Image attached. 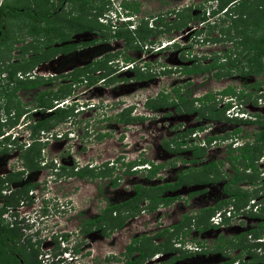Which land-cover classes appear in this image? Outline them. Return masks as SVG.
<instances>
[{
  "label": "rangeland",
  "instance_id": "374dc122",
  "mask_svg": "<svg viewBox=\"0 0 264 264\" xmlns=\"http://www.w3.org/2000/svg\"><path fill=\"white\" fill-rule=\"evenodd\" d=\"M141 1V6L138 8L139 12H137L135 16L132 15V26L135 28V25L137 24L136 21L139 19H142L143 21L147 19V26L148 23L150 24L152 22L150 17H153L154 19L156 18L155 16H159L154 19V21L164 19V27L156 28V30L160 32L153 34L152 48L156 49V46H158L161 41L164 42L165 39L168 40L173 38L174 40L181 39V47H183V49H179L177 47L176 49L172 48L168 50H160L161 52L157 53L155 52L156 50L150 49L151 47L148 44H145L144 41L137 37L135 32L137 30L136 28L133 31L134 34L130 36V43L128 44L129 47L123 49V52L115 55V57L109 58L108 60H110V62L108 65H110L113 70H116V72H114L115 78L122 76L128 78L132 76V72L127 70L128 68L124 67L128 61L125 62L123 58L129 57L131 60L137 62L139 59L143 60V58L148 55V59L152 62L150 67L153 72H156L159 65L158 63L171 67L172 71L170 72L171 74L168 78H165L164 75L156 73L153 74V78L146 81L139 80L137 82H122L119 80L111 81L110 83H103V81L98 79L96 76V71H88L87 76L85 73L81 75L82 78L87 77L85 82L71 83L73 75L80 73L76 68L81 67L93 58L99 57L103 53H115L114 51L121 48L124 39L123 37H106L105 40L101 39L99 41L97 40L96 42H92L91 40L96 38V33L88 32L85 29H83L80 33H74L69 37L67 43L74 42L75 44L71 43L69 46L70 49L68 50L69 52L66 53V55H58L53 57L51 60L46 59V61L40 60L35 62L32 69L28 72L32 75L35 73L37 75H41L42 78H47L50 75L64 74L66 71L75 69L72 70L71 76H68L65 79L58 78L55 81L39 86V88L36 87V89L41 90L43 88H47L54 92L57 91V88L60 86L67 90L70 89L69 94L64 97L65 100H68L67 102L75 101L76 103L81 102V104H86L83 107H80L81 104L77 103V109L79 110L75 112L73 109L74 117L71 115L65 117V122L58 121L51 127V129H49V131H45L44 133L36 131L37 138L40 139V141H37L36 143L39 148L41 147L38 158H42L43 160L56 159L59 164H65L66 166L70 164V160H73L72 165H77L78 167L80 165L84 166V164H86L87 167H109L111 163L113 167L111 176L103 179L98 177L91 179H79L75 176L67 177L65 179L63 175L58 178H56L55 175V180L60 188H57L56 182L53 183V180H50L48 176L50 171L46 167L38 168L34 171L27 170L23 173V175H21V177L19 176L21 179L19 177L17 180L14 178L7 184L13 186L15 182L22 180L27 174H29L28 176L32 182L38 181L37 183H34L31 188H35L36 190L35 195H37L38 200L35 202V206L39 207L31 209L28 208L32 201L31 198L27 196V193L24 194V192H22L17 195L18 200L20 198L26 200L25 206L21 208L20 211L22 213L29 212L30 219L29 222L24 224V230H21L19 226L15 227L16 231L20 234V241L23 240L24 243L26 242V252H28L29 255L31 254L30 259H34L33 257L36 255L35 259L37 263L122 264L124 258L122 259L121 254L124 244L129 240L130 236L134 237V235L137 234L140 240H142L143 237H141L140 234L143 233L144 237L149 238L148 240L150 241V244L155 246L161 239L153 236V233L157 230V228L160 225L170 226V224H173L182 218L183 214H186L187 216L190 215V217L194 218V221H189V223L193 224L194 229H191L190 226L187 225V227L190 228L187 236L190 238L195 236L194 242H202L204 243L202 245H205L206 247L210 246V248L213 246L210 244H219L222 240H225L226 242V240L228 241V239L234 237L236 233L245 231L248 228H253L258 221H264V214H262V211L257 210L253 212L251 208L249 209L245 206L251 197L254 199H260L261 192L264 196V168L260 167L261 158H259L255 163L258 168L253 174L255 185L252 184L248 186L244 185L242 182L239 183V187L242 189L248 191L255 190L254 195L245 201L244 206L235 209L233 216H231V218H229V220L222 226L218 225L212 228L207 227L205 228L207 230H196L202 226L201 222L210 225L208 220H204L205 217L199 219L201 221L200 223L197 222V216L199 213L198 210L213 206L215 202L226 197V195L221 191V185L228 177L223 175L219 181L211 184H196L197 182H190L187 185L181 186L178 190H176V192L166 191L162 193V196L174 194L177 195V197L167 205H158L154 210H148L145 208L147 207V199H143L139 203V206L142 207L143 211L141 210L130 217L128 220L132 218V222L129 223L127 220L124 225H127V228L122 229V231L120 229V232L119 230H112L106 233L107 228L105 229V232H101L96 229L97 227L83 226L82 223L84 220L98 215L100 209L106 204H116L119 201L130 198L134 192V190H132V185L138 184L141 187H148V190L145 193H147L148 196H151L155 190H151L150 187L155 184L174 180L175 175L178 172H187L192 169L197 170L198 166L206 161H219L223 159L227 153L225 144L228 139L223 141L215 139L214 141L206 144L205 155L201 161L184 162L182 160H186V158L190 157V151L187 149V146L191 144L193 140H201L205 135L218 136L227 134L236 126L233 122L224 120L207 122L205 118L198 117L194 112L183 114L180 118L182 120L178 121L179 123L177 124H181L185 127L198 126L199 124L203 127L201 130H196V136H193V133H191L179 137V140L183 144L179 146L180 150L176 154H172L171 152H167L162 144L172 146V143H169L170 138L179 130H182V126L180 128L178 127L179 129L177 128V131H175V128L172 127L173 124L171 120H162V115L159 113L160 110L152 113L153 115L149 120H145L135 126H124L114 120V112H116V110L123 105L134 106L136 113L143 114L144 112H147V110L142 107L143 100L149 95L154 96L155 93L159 91H167L168 87L166 82L169 79V83H173L174 88L178 87L179 90H182L180 89L181 86L178 85V83L186 82V78L190 76L185 74L184 77H182L183 79H180L179 77L183 73H180L179 69H181L182 66L189 65L191 63V59L194 60L201 56H209L211 51L218 52L231 48L230 40L224 39L222 36L220 37L222 40L217 41L216 44L210 43L209 41H205L202 44V41H200V39H202L201 36H203L204 33L206 34L207 30H210L209 32L217 36L218 32L216 28L212 26L211 22H196L202 17L201 14L204 16L206 15L205 10L208 11L209 8L210 11V8L212 7L211 4H214V0ZM22 2L24 6L27 4L26 0H22ZM54 2L55 0H53V3ZM200 2H202V4H200ZM56 3L59 4L58 1ZM36 6L38 9L43 8V5L39 2H37ZM81 6L82 5L78 1H72L71 3H66L62 10L66 9L71 13V15H73L74 19L78 18V22H81L85 16L81 9L83 6ZM187 8L190 12H192V10L196 11L199 14V18L196 20H188L187 23L183 25H187L183 30H174L173 26L179 25L181 22V18L176 15L177 11H184ZM46 10L49 11L48 6ZM210 12H212V10ZM104 13L107 14L108 10ZM223 14H225V12L219 14L220 18L224 17ZM58 16L61 17L60 14H58ZM101 16V19H103L101 22L103 24V22L106 21V18L103 17L102 14ZM210 19L212 20V17ZM71 21L72 20L68 18V22ZM98 22H100V20H98ZM82 24L85 25L86 21L83 20ZM159 24L160 23L155 26H160ZM196 24L203 27L208 24L209 27H206L205 31L200 33V37H197L198 35H194L193 33H185V31L187 32L191 26H195ZM7 26L9 34L22 40L11 41L12 37L10 36L11 39L7 38L5 41L6 45L10 44L11 41V46L8 45V47L11 48L9 52V61L13 62L17 60L19 54H21V50H19L18 47L25 45V43L30 40V37L28 36L31 35L26 31L32 28L28 18L22 15L15 20L13 19V21L10 20L9 24H6V27ZM167 28L169 29L167 30ZM99 31L103 32L105 35L108 34V31L104 26L103 29ZM48 33H50V31ZM109 35L111 36V33H109ZM39 36L42 35L40 34ZM136 38L139 42H137ZM82 40H90V42L85 45L81 44V46H83L82 48L77 44ZM132 40L136 42L134 43ZM135 45L137 48L133 47ZM28 49L30 48L27 47L26 50ZM1 53L3 52L1 51ZM49 53L51 55V52ZM31 54H33V52L28 50L23 55L26 58ZM105 64H107V62ZM4 65L6 64L0 65V85H3L6 81V71H4ZM30 65H28L25 69L17 71L15 76L19 77L20 75H25V72L23 74V71H28ZM206 74L209 73L206 72L201 77L193 78V81L188 80L185 87H182L184 92L189 90L192 94L190 96L192 97L193 95L202 94L204 91L214 92L226 84L235 89L241 87L242 82H251L253 79V75L251 74L246 76L245 79L244 76L235 73L228 78L224 77L222 79L215 80ZM258 76L263 77L264 72L258 74ZM256 79L258 78L256 77ZM263 86L264 83L262 87L260 86L259 88L263 89ZM245 89L247 90V88ZM35 93V89H17L14 95L19 100L20 104L27 109V107H34L33 103ZM249 93H252L253 95H250L249 98L245 96L246 100L243 102L240 101L237 105L239 111L244 114L242 118L245 116L246 118H249L253 113H257V117L264 120V96L260 95V99L257 98L254 100L253 96L256 92L253 93L249 90ZM224 99V96L219 98L217 107L222 105L225 101ZM51 103L53 104V101ZM169 109L170 108L167 110ZM228 110L233 116L234 111H232V107L228 108ZM2 112L3 110L0 109V118L2 120L7 118V116H10V118L13 116L12 111L5 116H2ZM48 114V111L41 112V110H35L30 112L28 116L30 117V120H35L48 116ZM223 114L224 116H227L225 110ZM20 119L21 118L18 119L17 126L10 129L4 128L3 132L6 130L7 131L5 133H8L9 131L13 132L16 127L21 126L23 121H20ZM241 127L243 131H241L239 135H242V137L245 135L252 137V133H254L255 129H257L256 123H249L246 125L241 124ZM101 132L107 133L101 139H97V135L101 134ZM59 134H61V136H59ZM26 140L29 141L27 138V132L22 137H16V139L11 141L9 144L7 140L0 142V150L3 148L0 151L1 175L5 173L10 174L23 166V161L18 157V155L24 149L22 147ZM262 153H264V148L260 151L259 155ZM143 158L150 160L153 163H163L165 165L157 171V174L154 177L150 178L145 176V171L143 169H139L142 166L131 167L130 170L136 168L133 173L123 172V169L125 168L123 165L126 162ZM74 159L77 161L75 162ZM220 170L223 174L225 172L231 173L228 168V163H224L220 166ZM191 173L194 172L192 171ZM114 176L117 177L115 181L116 184L111 185L110 180ZM185 179H188V177H185ZM47 186L50 187L51 190H54L55 188L61 191L60 196L65 198L63 207H57L54 203L50 208L45 206L43 202L44 196L46 195L49 197L51 195L50 193L46 194L47 192H44ZM0 187H2V184H0ZM194 190L202 191L193 195H188L189 192ZM60 200L62 202L63 199L60 198ZM191 201H193L192 205L190 203ZM49 204L50 203H48V205ZM129 204H131V202L128 203V205ZM228 206H231V204H223L220 207H217L214 211L225 209ZM201 214L205 216L204 213L201 212L199 215ZM84 228H87L86 233H81ZM180 231L181 229L177 227L173 228L170 232V241L167 247H170L173 250L168 249V251L167 249L163 250L160 248L158 252L152 254L150 257H147V259H145V261L141 264H158L159 262H162L161 264H213L223 260L224 256L214 254L217 252V248L219 249V247H217L218 245L215 246V251H208V249L204 248H200L199 251L195 252L188 250V245L183 246L182 242L184 239L180 240ZM117 232L119 233L116 235ZM260 234L261 235H259V237L264 240V233L262 232ZM257 239L258 238H254L252 233H248L244 236L245 243H253L256 242ZM187 240L193 241V239L190 240L188 238ZM192 246H194L193 243ZM221 247L227 248V246ZM226 252H228L227 255L232 256L235 253V250L229 249ZM250 252L255 255H259L264 251L261 247L255 246L250 249ZM160 253L163 255L156 257ZM134 254L136 253H133V255ZM169 254H180L182 256L175 262L168 263L166 262V258ZM2 264H6V262L3 261Z\"/></svg>",
  "mask_w": 264,
  "mask_h": 264
},
{
  "label": "trees",
  "instance_id": "16d2710c",
  "mask_svg": "<svg viewBox=\"0 0 264 264\" xmlns=\"http://www.w3.org/2000/svg\"><path fill=\"white\" fill-rule=\"evenodd\" d=\"M27 4H23L22 0H0V65H4L6 71V81L3 85H0V109L3 110L2 115H8L10 111H12L13 116L10 118V116H7L3 121H0V135L3 132L4 128H9L15 122L18 120V117L21 115L26 114L29 110L32 109H38L41 110V112L48 111V116H44L42 118L35 119V123L30 125L31 131L30 136L34 138L36 136V131L39 130H45L46 132L51 129V127L57 123L58 121H64L65 117L67 116H73L74 113L72 112L73 108L69 107H54V104H52V101H58L63 99L65 96H67L70 92V89H64L62 87H58L57 91L52 92V90L48 89L45 91H38V93L34 97V107L25 109L23 105L20 104L19 100L14 95L15 91L17 89H25L28 90L30 87L36 86L37 84H40L42 82L41 79H35V80H29V79H19V77L15 76V73L21 69H25L28 65L30 67L28 68V71L33 67V64L35 62H38L40 60L46 59L48 55H37L36 51L38 48H36V44L33 42H27L25 45L18 47L21 54H19L17 60L10 62V47L11 41H21L20 38H15L11 34L8 33V26L6 27V24H9V21L13 19L15 20L19 16H25L28 18V20L31 23V28L27 32L29 34H35V39L37 40V37L42 33L47 34L49 31H55V37L58 39L61 38L60 35L64 36L63 38L67 37L71 32H74L78 29H82L84 24H82V21H86L88 25L95 24L99 27H103L102 24H100L97 21V16L101 14V8L102 5L99 3V6L97 5V1L99 0H72V1H78L83 8L82 12L85 15L84 19L81 22H78V18H73V15H71V24L69 23L68 26L60 25L63 19H61L57 13H54L57 3H53V0H26ZM29 1V2H28ZM37 2L43 5L42 9H38L36 6ZM85 3L87 6L85 7ZM31 4V5H30ZM95 4V5H94ZM47 6L52 11V20L50 21L52 25L46 24V26L39 27L41 25H37L38 21H42V19H46V16L48 14V11L46 10ZM81 6V7H82ZM78 7V6H77ZM90 8H95L96 10L91 13L89 10ZM37 9V10H36ZM78 9V8H77ZM224 9L225 14L224 17L219 18L218 22H215L213 27L217 30V36L212 38V41H220L222 40L220 37L224 39H228L231 42V48L224 49L222 51L213 52L210 55V60L205 65H199V63H192L189 66L183 67V72L188 74H195V73H202L207 72L213 77L215 80L222 79L224 77H230L231 75L237 73L242 76L247 75H258L263 70V64H264V0H217V8L215 10H212V14L219 12L220 10ZM39 11V12H38ZM45 11L46 14H42V12ZM223 13V12H222ZM55 14V16H54ZM91 14V15H90ZM177 17L179 16L181 18V22L179 25L173 26V28L177 29L181 25L185 24L188 20L192 18H197L198 15H191L190 10L187 8L184 11H177L176 13ZM229 16V17H228ZM203 18V17H202ZM53 21V22H52ZM145 21H143L142 26H138L136 32L137 37L142 40L146 41L147 37L150 34H156L157 30H149L147 26L145 25ZM65 27L67 29V32L65 33L63 29ZM109 34V26H104ZM169 28H167L168 30ZM166 30V31H167ZM40 31V32H38ZM203 30H198V32H201ZM210 30H207L206 34L204 33L205 39H211L209 37ZM160 32V31H159ZM131 31L128 29H120L115 31L113 35L116 37H124L128 39L131 36ZM200 35V34H199ZM12 37V39L10 38ZM11 39L10 44H5L6 39ZM52 42V41H50ZM50 42H45V44H49V47L47 48V53L51 51V54L54 52L63 49L62 47H53L50 45ZM9 43V42H8ZM32 51L33 54L29 57H24L23 54L27 52L28 50ZM136 47V45H135ZM1 51L3 53H1ZM115 57V54H105L101 58L94 59L92 62L88 64L89 71H96V70H102L104 69L108 62L109 58ZM124 61H130L131 59L129 57H125ZM128 59V60H127ZM9 67H8V66ZM88 66H85L83 68L79 69L78 74H74L73 78L71 80V83L75 82H81L83 81V78L81 77L82 74L85 73ZM1 67V66H0ZM8 68V69H7ZM110 72V69H108ZM26 71H23V73ZM107 74L108 72L105 71ZM136 77H141V73L136 70ZM258 82H255L251 85H253L255 88L258 86ZM70 85V84H69ZM236 95L235 90L232 86L226 85L221 90L216 91V93L207 92L203 94L202 98L199 100L201 101L203 98L208 102L206 103V107L203 105L199 108L197 114L198 116H207L209 119L213 120H221L225 119L222 115L223 109L226 107V104H224L221 109L214 110L215 107H217V101L215 100V95ZM239 94H242V91H239ZM237 94L236 96L240 97V95ZM247 97L250 96L248 93L246 95ZM192 100L189 101L191 103ZM179 104H184L183 100L181 99ZM192 104V103H191ZM188 105L184 110L190 111L192 110V106ZM166 105V99L163 97V95L160 94L159 97L153 100H147L145 102V106L147 108H157ZM131 107H126L122 111L115 113L114 119L119 123H129L134 122L137 120H141L140 117H133L130 115ZM51 121V122H50ZM249 122V121H248ZM199 130L202 129L200 126L198 128ZM194 128H187L184 131L177 133L175 137H171L169 143H172V146H168L165 144H162V146L165 148L166 151L169 152H178L180 150L179 145H181L180 140H177V138L184 136L185 134H190L194 131ZM238 128L235 129L232 134H235L238 132ZM107 132H103L101 134L97 135V139H101L103 136L106 135ZM215 136L212 135H206L204 137V141L206 143L210 142L212 139H214ZM225 136H220V138H224ZM174 139V140H172ZM1 142V140H0ZM242 147L236 146L235 148H230V145H227V154L225 157V160L229 163V167L231 172L230 178L227 181L228 189H225V192L228 193L229 197L227 200H222L220 202L215 203L213 206L206 207L203 209H199V213L197 216V222H201L199 219H202V217H205L204 220H208L209 216L212 214V212L217 208L220 207L223 204H231V207L233 209L240 208L244 206L245 201L248 200L249 197L254 195V191H248L245 189H242L238 186L240 182L242 183H250L254 184V177L253 174L257 170V167L255 165V161L258 158V155L261 151V149L264 148V131H262V134H258L256 137L254 144H246L241 145ZM239 147V148H238ZM41 148V147H40ZM40 148L38 144L33 141L31 145L28 148H25L22 150V152L18 155L19 158L22 159V163L24 164L23 169H27L29 171H34L39 168L38 166V156ZM238 148V149H237ZM189 150L191 151V158H188L186 161H192L197 162L200 160V158L205 154V150L201 148V146L198 145H190ZM237 151V152H236ZM236 152V153H235ZM221 161H215L210 160L207 161L201 165L198 166L197 170L192 169L187 172H185L182 177V175L177 177V179L172 183H163L160 185H154L150 187L151 190H155V192L148 196L147 193H145L148 190V187H141L140 185L136 184L133 186L134 194L132 197L128 198V200L117 203V204H107L102 209H100L99 214L95 217L89 218L87 224L89 227L91 225H96L95 227H100L102 232H105V229L107 228L108 231H112L113 229L120 228L122 224L124 223L125 219L128 217H132L136 213H138L142 207L139 206L140 201L143 199H147V208L148 210H151L155 207V205L159 202L162 203H168L170 202L174 197H165L160 196L161 193L165 189H174L180 184L183 183H190V182H197V183H206V182H216L220 180L223 176L221 172L218 169V163ZM148 165V167H143L142 169L145 171V176L150 178L155 176L157 171L164 167L165 164L163 163H153L150 160H147L145 158L139 159V160H131L126 162L123 166L125 167L123 169V172L125 173H133L134 170H130L132 166L135 165ZM223 164V162L220 163V166ZM47 166H53V164H48ZM242 167L245 169L248 167L251 172L246 173L243 169H239L238 167ZM68 168V170H66ZM76 168V169H74ZM113 167H87L86 164L84 166L75 167V165L66 166L65 164L59 165V171L61 173H64L67 171V174L69 175H76L79 178H109L112 174ZM194 173H191V172ZM19 173H10L6 174L5 179L8 181H12L14 178L20 176ZM198 174V176H197ZM185 177H188V179H185ZM117 177L115 176L110 180L111 185L116 184ZM0 179V184H1ZM33 186L32 182H28L23 184L20 188L14 189L10 194L2 195L0 192V213L5 209L8 205H13L17 202L18 198L17 195L21 194ZM227 186V185H226ZM1 190V189H0ZM128 205V203H130ZM262 211H264V207L261 208ZM204 213V215H199L200 213ZM252 215V214H250ZM186 217V216H184ZM190 218V217H189ZM224 221H227V218L224 219ZM202 226H200L199 229L203 230L207 227H210L209 224H206L204 222H201ZM177 226V225H176ZM175 225L172 227H176ZM213 226V225H211ZM259 227V228H258ZM261 227H264V221L260 222L256 227L249 228L245 231H242L238 234H236L231 240H228L225 242V244L228 245L227 248L234 249L236 248H242L246 252H248L250 247H255L260 244V247L264 249V244L253 242V243H245L244 236L248 233H252L254 238H260L259 232H261ZM264 232V230H263ZM170 234L166 228L157 230L153 236L160 238L164 237L163 240L159 241L155 246L150 244L149 238L143 237L142 240L136 238L133 240L134 246H127L126 252L123 253L124 255V261L122 264H141L147 257H150L152 254L158 252V250H168L172 248L167 247L169 245L170 241ZM20 243V234L16 231L15 227H8L6 224L0 223V264L3 263V261L6 262V264H36V255H34V259H30V256L28 258H25L23 256L24 246L18 247ZM26 243V242H25ZM132 251H136L137 255L132 260H128L129 255ZM169 251V250H168ZM171 254V253H170ZM182 255H172L167 260L168 263L172 262L174 259L180 258ZM234 258V257H233ZM229 260L231 261L233 260ZM27 259V260H26ZM21 261V262H20ZM160 264V263H159ZM226 264V263H221Z\"/></svg>",
  "mask_w": 264,
  "mask_h": 264
},
{
  "label": "flooded vegetation",
  "instance_id": "af4514ba",
  "mask_svg": "<svg viewBox=\"0 0 264 264\" xmlns=\"http://www.w3.org/2000/svg\"><path fill=\"white\" fill-rule=\"evenodd\" d=\"M58 1V3L59 4H63V5H59V4H57V7H56V9H55V11H54V13H57V14H60L61 15V19H63L62 20V22L60 23V25H65V26H68V24L70 23L71 24V22H68V18L69 19H71L70 17H71V13L69 12V11H67L66 9L65 10H62L63 9V6H65V4L66 3H71L72 2V0H55V3ZM97 3V5L99 6V3L102 5V8H101V13H104V11H106V10H108V5L110 6V2H109V0H99V2L97 1L96 2ZM120 3H121V7H122V10H123V12H124V14L125 15H127V18H129V17H131L130 16V13H132L134 16L136 15V13L137 12H139L138 11V8H140V4L142 3V1L141 0H120ZM216 3H217V0H216ZM200 4H202V2H200ZM87 6V4L85 3V7ZM96 9L95 8H90V12L91 13H93L94 11H95ZM52 11L49 9V11H48V14H47V16H46V19H42V21H38L37 22V25H41V26H39V27H43V26H46V24H50V25H52L51 24V20L53 19L51 16H52ZM42 14H46V12H43ZM190 14L191 15H193V16H195V15H198V17L197 18H192V19H198L199 18V14L196 12V11H193L192 10V12H190ZM91 15V14H90ZM54 16H55V14H54ZM203 18H202V17ZM201 18L198 20V21H196L197 23L199 22V23H202V22H206V21H208V22H211V24H212V26L215 24V22H218L219 21V18H220V15L219 16H217L215 19H213V20H209L208 18H211V17H206V16H204V15H202L201 14ZM156 18L157 17H159V16H155ZM156 18H154V19H156ZM154 19H153V17H150V20H152V22L154 21ZM147 20V19H146ZM145 20V25L147 24V21ZM163 20L164 19H160V20H155L153 23L151 22L150 24L148 23V25H147V28L149 29V30H156V28H163L164 26V24H163ZM191 20V19H190ZM53 22V21H52ZM117 23V24H116ZM115 24H114V26H113V28H111V29H109L110 31H109V33H111V36L109 35V34H104L103 32H100L99 30H101V29H103V27H99V26H97V25H95V24H92L91 25V27H90V25H88V23L86 22V24L85 25H83L84 27L82 28V29H78V30H76V31H74V32H71L67 37H65V38H63L64 36L62 35H60V37L61 38H57V37H55V31L53 30V31H51L50 33H47V34H42L41 33V35L42 36H38L37 37V40L35 39V34L37 33V32H35L34 34H30L31 36H28V37H30V40L28 41V42H33L34 44H36V48H38V50L36 51V54L37 55H48L47 57H46V59H48V60H51L53 57H56V56H58V55H66V53H68L69 51V49H70V45H71V43H67V41H68V39H69V37L70 36H72V34H74V33H80V32H82V30L83 29H85L86 31H88V32H95L96 33V38H93L91 41L92 42H96L97 40L99 41V40H105V38L106 37H112V38H120V37H116L115 35H113L114 33H115V31H117V30H120V29H128V30H130L132 33H131V35H133L134 33H133V31H134V29H136V28H138V26H142V23H143V20L142 19H139L138 21H136V25H135V28H133L132 30L131 29H129V28H131V26H132V24L129 22V21H126V22H122V21H118V22H116ZM158 23H160L159 25L160 26H155L156 24H158ZM187 23V22H186ZM103 25V24H102ZM154 25V26H153ZM184 25V24H183ZM183 25H181L179 28H177V29H175V28H173L174 30H176V31H180L181 29L183 30L187 25H185V26H183ZM104 26V25H103ZM137 26V27H136ZM154 27V28H153ZM206 27H209L208 26V24H206V25H204V27L203 26H201V25H193V26H191V28H189V30L186 32L185 31V33H188L189 32V34H191V33H193L194 35H198L199 36V34L200 33H202L203 31H201V32H198V30L200 31V30H205L206 29ZM62 30H64V32L66 33L67 32V29L65 28V27H63V29ZM22 31V30H21ZM158 31V30H157ZM23 32H25V31H23ZM27 32V31H26ZM38 32H40V31H38ZM99 32V33H98ZM157 33H159V31L157 32ZM29 34V33H28ZM109 35V36H108ZM209 37H211V39L209 38V39H205L204 38V36H202V39H200V41H202L201 43L203 44L205 41H209L210 43H213V44H216V42L215 41H212V38L213 37H215V35L214 34H212L211 32H210V35H209ZM124 39H123V42H122V45H121V48H119V49H117L116 51H114L115 53H113V54H115V55H117V54H119V53H121V52H123V49H126V48H128L129 46H128V44L130 43V38L131 37H129L128 39H126L125 38V36L123 37ZM152 38H153V34H150L148 37H147V40L146 41H144V43L145 44H148L151 48L150 49H154V48H152V43H153V41H152ZM136 40H137V42H139V40L136 38ZM172 40V41H171ZM22 41V40H21ZM50 41H52V42H50ZM165 41H169V43L170 44H168V45H166V46H164V47H162V48H160V49H158V50H156L155 52H161L162 50H168V49H172V48H179V49H183V47H181V39H179V40H174L173 38H171V39H165ZM45 42H50V45L51 46H53V47H57V48H59V47H62L63 49H61V50H58V51H56V52H54L53 54H51L50 55V53L48 52L47 53V48L49 47V44H45ZM57 42H60V43H57ZM89 42H90V40H82V41H80V42H78L77 44L78 45H80L81 46V44L82 45H85V44H89ZM132 42H136V41H134V40H132ZM162 42V41H161ZM160 42V43H161ZM27 43V42H26ZM25 43V44H26ZM74 43V42H73ZM72 43V44H73ZM75 44V43H74ZM82 48H83V46H81ZM133 47H135V46H133ZM137 48V47H136ZM161 50V51H160ZM117 51H119V52H117ZM186 51V50H185ZM51 52V51H50ZM213 52H215V51H211L210 52V54H209V56H201V57H198V58H196V59H191V63L190 64H192V63H199V65L201 66V65H205V64H207V62H209V60H210V55L213 53ZM105 54H109V53H103V54H101L99 57H97V58H93V59H91L90 61H87L85 64H83L81 67H79V68H76L77 70H79L80 68H83V67H85V66H88V64L90 63V62H92L94 59H98V58H101L103 55H105ZM32 55V54H31ZM144 57V56H143ZM46 59H43L44 61H46ZM124 59V58H123ZM131 59V58H130ZM125 60V59H124ZM128 60V59H127ZM132 62H133V65L131 66V68H128L127 70H129V71H131L132 72V76L131 77H128V78H126V77H118V78H115V76H114V72H116V70H113L112 68H111V66L110 65H108V63L110 62V60H108V62H107V66H105L104 67V69H102V70H96V72H97V77H98V79H100V80H102L103 81V83H110L111 81H129V82H137V81H139V80H143V81H146V80H148V79H151V78H153V74H160V75H164V77L165 78H168L169 77V75L171 74L170 72L172 71L171 70V67H168V66H166V65H164V64H161V63H158L159 65H158V67H157V70H156V72H153L152 71V68L150 67L151 66V64H152V62H151V60H149L148 59V55L147 56H145V58H143V60L141 59H139L137 62H135V61H133V60H131ZM126 62V61H125ZM189 64V65H190ZM189 65H187V66H189ZM183 67L184 66H182L181 67V69H179V72L180 73H183L179 78L180 79H183L182 77H184V75L186 74V75H188V76H190V77H188V78H186V82H188V80L189 81H193V78H196V77H201V76H203L206 72H202V73H195V74H188V73H185V72H183ZM32 69V68H31ZM30 69V70H31ZM108 69H110V72L108 71ZM29 70V71H30ZM72 70H75V69H71L70 71H66L64 74H55V75H50V76H48L47 78H42V76L41 75H37V74H35V73H33V75L32 74H30V73H28L29 71H26L25 72V75H23V76H19V79H21V80H23V79H29V80H35V79H41L42 80V82L40 83V84H37L36 86H33V87H30L28 90H31V89H35V91H36V93H35V95L38 93V91H45V90H48L47 88H43V89H36V87H38L39 88V86H41V85H43V84H46V83H49V82H52V81H55V80H57L58 78H67L68 76H71V72H72ZM136 70H138L140 73H141V77H139V78H137L136 77ZM88 71H89V66H88V68L86 69V71H85V74H86V76H87V74H88ZM105 71L106 72H108L107 74L105 73ZM149 71H152V72H149ZM69 72V73H68ZM24 74V73H23ZM193 75H197V76H193ZM207 76H211L210 74H206ZM248 76V75H247ZM245 77V79H246V76H244ZM243 77V78H244ZM256 77L258 78V79H256ZM264 77V76H263ZM262 76H258V75H253V79H252V81L251 82H242V84H241V87L243 88V90H242V94H241V96L244 98L248 93H249V90L251 91V92H256V94H254V96H253V98L256 100L257 98H259V94H257L258 92H262L263 90H264V86H263V89L262 88H259L260 86L262 87V85H263V83H264V78H263ZM213 78V77H212ZM228 78V77H227ZM86 79H87V77L86 78H83V81L85 82L86 81ZM70 80V79H69ZM170 80V79H169ZM169 80H167V82H166V85H167V87H168V89H167V91H165V92H163V91H159V92H157V93H155V95L154 96H147V97H145V99L143 100V102H142V107H143V109H145V110H147V112H144L143 114L142 113H136L135 112V108H134V106H130L131 107V110H130V115L131 116H133V117H140V118H142L141 120H137V121H134V122H129V123H121L122 125H124V126H135L136 124H140V123H142V122H144L145 120H149L151 117H152V113H154V112H157L158 110H160V111H162V112H160L159 111V113H161V115H162V120H171L172 121V124H173V128H175V131H177L176 129L179 127H181L182 125L181 124H177V123H179L178 121H180V120H182V119H180L181 117H182V115L183 114H186V113H195L197 116H198V114H197V112H198V110H200L199 108L203 105L204 107H206V103L208 104V102H206V100L203 98L201 101L199 100L200 98H202V96H203V94H205V93H207V91L205 92H203L202 94H197V95H193L192 97L190 96V95H192L191 94V92L189 91V90H186L185 92H184V89L182 88V87H185V84H186V82H179L178 83V85H180L181 86V88L180 89H182V90H179V88L178 87H175L174 88V84L172 83V84H170L169 83ZM181 81V80H180ZM82 82V81H81ZM255 82H258L259 84H258V86H257V88H255L253 85H251V84H253V83H255ZM169 85V86H168ZM240 88V87H239ZM245 88H247V90H248V92H247V90L245 89ZM212 93V92H211ZM246 93V94H245ZM160 94L161 95H163V97H165V99H166V105H164V106H161V107H157V108H147L146 106H145V102L147 101V100H153V99H156L157 97H159L160 96ZM251 96L253 95L252 93H249ZM35 97V96H34ZM189 97V98H188ZM250 97V96H249ZM249 97H247V98H249ZM181 99L183 100V102H184V104H179L180 103V101H181ZM190 100H192V104L191 103H189V101ZM206 102V103H204L203 104V102ZM191 104V106H192V110H188V111H186V110H184L186 107H188V105H190ZM184 105H185V107H184ZM126 105H123V106H120L117 110H116V112H114V114H113V118H114V115H115V113H117V112H120V111H122L124 108L123 107H125ZM168 108H170L169 110H167ZM163 109H165V110H163ZM217 109H221V107L220 106H218V107H215L214 108V110H217ZM150 113V114H149ZM196 116V117H197ZM258 116V114L257 113H253L252 114V120H232V119H224V121H229V122H233L236 126H235V128L231 131V132H229V133H227V134H223V135H218V136H215L214 137V139H212L211 141H214L215 139H219L220 141H222V140H227L228 139V141H226V144H225V147H226V149H227V145L229 144L230 145V148H235L236 146H239L240 145V147H242L241 145H246V144H248V145H250V144H254L255 143V140H256V137L258 136V134H262V131H264V120H261L260 118H258L257 117ZM198 117H201V118H205L206 119V121L207 122H210V121H217V120H213V119H209L207 116H198ZM115 120V119H114ZM219 121H223V119H221V120H219ZM249 121V122H248ZM118 123V122H117ZM249 123H256V125H257V129H255V131H254V133H252L253 134V136L251 137V136H248V135H245V136H243L242 137V135H239V133L241 132V131H243V129H242V127H241V124L242 125H246V124H249ZM203 127L202 125H199L198 124V126L196 125V126H187V127H185V126H182V130H179L177 133H180V132H182V131H184L185 129H187V128H194L195 130L192 132V133H194V132H196V130L199 128V127ZM258 126H259V128H258ZM178 128V129H179ZM239 129L238 130V132L237 133H235V134H232V132H234L235 131V129ZM199 130V129H198ZM101 133H103V132H101ZM177 133H175L173 136H171L172 138L173 137H175L176 136V134ZM191 134V133H190ZM206 136V135H205ZM204 136V137H205ZM213 136V135H212ZM220 136H225L224 138H220ZM204 137H203V139H204ZM180 138H177V140H179ZM171 140V139H170ZM172 140H174V139H172ZM210 141V142H211ZM199 139H197V143H195L194 142V140H193V142L191 143V144H189L188 146H187V149H189V146L190 145H198V146H201V148H203L204 150H206V144H208V143H210V142H208V143H206L205 141H200L199 143ZM180 143H181V141H180ZM181 144H183V143H181ZM180 146V145H179ZM184 146H186V145H184ZM239 148V147H238ZM237 148V149H238ZM190 151V150H189ZM261 151H262V149H261ZM167 152H169V151H167ZM237 152V151H236ZM235 152V153H236ZM172 154H176V153H174V152H171ZM227 154V153H226ZM205 155V154H204ZM203 155V156H204ZM203 156L200 158V160H198V161H201L202 159H203ZM226 157V156H225ZM225 157L223 158V159H221V160H219V161H221V162H223V164L224 163H228L226 160L224 161V159H225ZM189 158H191V151H190V157ZM259 158H261L260 159V167L261 168H264V153H262V154H260L259 156H258V158L257 159H259ZM188 158H186V160H187ZM257 159H256V161H257ZM184 162H192V161H186V160H184V159H182ZM74 161L76 162L77 160L76 159H74ZM210 161V160H209ZM255 161V162H256ZM207 162V161H206ZM218 162V161H217ZM221 162H219L218 163V169H219V171L221 172V170H220V163ZM72 163H73V160H70V164L68 165V166H70V165H72ZM205 163V162H204ZM203 164V163H202ZM222 164V165H223ZM221 165V166H222ZM256 165V164H255ZM23 166H24V164H23ZM80 166H82V165H80ZM259 167V168H260ZM228 168H229V171L230 172H232L231 170H230V167H229V163H228ZM239 169H243L242 167H238ZM258 168V167H257ZM66 170H68V168L66 169ZM244 170V172H246V173H249V172H251L250 171V169L248 168V167H246L245 169H243ZM185 172H182V171H180V172H178L176 175H175V178H174V180H172V181H170V182H166V183H172V182H174L176 179H177V177L179 176H181L182 175V177H184V174ZM157 174V173H156ZM155 174V175H156ZM221 174L223 175V176H227L228 178L222 183V185H221V191H222V193H224L225 195H226V197L225 198H222V200H227L228 199V197H229V195H228V193H226L225 192V189L227 190L228 189V184H227V181L229 180V178H230V175H231V173H222L221 172ZM61 175H63V177L66 179L67 177H71L72 175H69V174H67V171L66 172H64V173H61ZM73 176H75L76 178H79V177H77L76 175H73ZM115 177V176H114ZM113 177V178H114ZM154 177V176H153ZM80 179V178H79ZM100 179H103V178H100ZM219 181V180H218ZM54 182H56V180L54 181ZM217 182V181H216ZM163 183H165V182H163ZM163 183H160V184H163ZM211 183H214V182H206V183H196V184H211ZM160 184H155V185H160ZM187 184H189V183H183V184H180L179 186H177L176 188H174V189H165L162 193H164V192H166V191H171V192H176V190H178L181 186H183V185H187ZM244 185H252V184H250V183H247V182H245V183H243ZM56 185H57V188H60V186L58 185V183L56 182ZM136 185V184H135ZM227 185V186H226ZM255 185V184H254ZM133 186L134 185H132V190H133ZM154 186V185H153ZM238 186H239V184H238ZM57 189H55L54 188V190H52V191H50L49 193L51 194V196H53V195H56V196H60L61 194V191L60 190H57ZM202 190H194V191H192V192H189L188 193V195H193V194H195V193H198V192H201ZM162 193H161V195L160 196H162ZM133 194H134V192H133ZM133 194L130 196V197H132L133 196ZM165 197H174L173 199H175L176 197H177V195H174V194H170V195H164ZM263 198H264V196L262 195V192L260 193V199L261 200H263ZM173 199L171 200V201H173ZM259 199V198H258ZM126 200H128V198L127 199H125V200H123V201H119V202H117V203H121V202H124V201H126ZM222 200H220V201H222ZM1 201V200H0ZM170 201V202H171ZM220 201H217V202H220ZM217 202H215V203H217ZM116 203V204H117ZM169 203V202H168ZM168 203H162V202H159V203H157L156 205H155V207L153 208V209H151V210H154L158 205H167ZM191 203V205L193 204V201H191L190 202ZM113 204H115V203H113ZM107 205V204H106ZM105 205V206H106ZM72 206V205H71ZM104 207V206H103ZM210 207V206H209ZM262 207H264V204H262L260 207H259V210L260 211H262L261 210V208ZM102 209V208H101ZM142 210V209H141ZM140 210V211H141ZM143 211V210H142ZM263 213L262 214H264V211H262ZM184 216H186V217H184ZM95 217V216H94ZM190 215H186V214H183L182 215V218H180L177 222H174L173 224H170V226H159L158 228H157V230H159V229H163V228H166L167 229V231L170 233L171 231H172V229L173 228H177V227H179V229H181V231H180V233H179V237H180V240H182V239H184V241L182 242V243H184V244H186V245H188V247H191L192 248V250L191 251H193V252H195V251H199V249L200 248H204V249H208V251H215V246H217V247H219V249L217 248V252L216 253H214V254H217V255H220V256H224V258H223V260L222 261H220V262H217V263H213V264H221V263H226V264H264V252L263 253H261V254H259V255H255V254H253L252 252H250V249H252V247H250L249 248V250H248V252H246L244 249H242V248H236V247H234V249L233 250H235V253L232 255V256H229V255H227V253L228 252H226L227 250H229L230 248H226V247H224V246H227L228 247V245L227 244H225V240L223 241L222 240V242L221 243H219V244H210L212 247L210 248V246H208V247H206L205 245H202V244H204V243H202V242H199V241H195L194 242V237L195 236H192V238H190V237H188L187 236V233H188V230L190 231V228L191 229H194V226H193V224L192 223H189V221L191 220V222L192 221H194V218L193 217H190ZM130 217H128L127 219H125V221H124V223L122 224V226L120 227V228H116V229H113V230H119V232H120V229H121V231H122V229H125V228H127L126 226H124L125 225V223H126V221L129 219ZM88 220H89V218L88 219H86V220H84L83 221V226H86V227H89V225L87 224V222H88ZM129 221V223L130 222H132V218L130 219V220H128ZM262 222V221H261ZM260 223V221H258L257 222V224L254 226V227H256L258 224ZM176 226V227H172V226ZM187 225L188 226H190V228H188L187 227ZM91 226H96V225H91ZM210 226V228H212V227H216L215 225H213V226H211V225H209ZM253 227V228H254ZM209 228V229H210ZM259 228V227H258ZM96 229H98L99 231H101L102 232V230H101V228L100 227H97ZM249 229V228H248ZM156 230V231H157ZM197 231H199L200 229L198 228V229H196ZM205 230H207V229H205ZM247 230V229H246ZM261 232H259V233H262L263 232V230H264V227H261ZM86 231H87V228H84V230H83V232H81V233H86ZM115 231V232H116ZM155 231V232H156ZM114 232V233H115ZM119 232H117L116 233V235L119 233ZM154 232V233H155ZM153 233V234H154ZM238 233H240V232H238ZM238 233H236V234H238ZM264 233V232H263ZM235 234V235H236ZM141 235V237H144V235H143V233L142 234H140ZM234 235V236H235ZM259 235H261V234H259ZM138 237V235L137 234H135L134 235V237H132V236H130V238H129V240L127 241V242H125V244H124V248H123V251H122V254H121V256H122V259L124 258V255H123V253L124 252H126V248H127V246H134V242H133V240H135L136 238ZM263 237H264V235H263ZM146 238V237H145ZM161 239L159 240V241H161V240H163L164 239V237H160ZM187 238L188 239H193V241H189V240H187ZM233 238V237H232ZM231 238V239H232ZM140 239V238H139ZM231 239H228V240H231ZM260 239H261V237H260ZM227 241V240H226ZM192 243H193V245L194 246H192ZM259 243V242H258ZM260 243H262V244H264V240H262L261 239V242ZM191 244V245H190ZM20 246H24V251H23V256H25V258H28L30 255L28 254V252H26V248H27V245L25 246V243H24V241L23 240H21L20 241V243H19V245H18V247H20ZM202 246V247H201ZM221 246H223L224 248H222ZM259 247H260V244L258 245ZM262 248V247H261ZM226 249V250H225ZM189 250V249H188ZM262 250L264 251V249L262 248ZM225 251V252H224ZM203 252H206V251H203ZM133 253H136V254H134L133 255ZM226 253V254H225ZM136 255H137V252L136 251H132L131 253H130V255H129V258H128V260H132L134 257H136ZM163 254L162 253H160L159 255H157V257H160V256H162ZM170 256H172V255H168L167 256V258H166V262H167V260L170 258ZM234 257V258H233ZM233 258V260L231 261V263L229 262V260H231ZM179 259V258H178ZM27 260V259H26ZM177 259H174L172 262H175ZM21 262V261H20ZM172 262H170V263H172ZM160 264L162 263V262H159ZM158 263V264H159ZM22 264V263H21ZM37 264V263H36Z\"/></svg>",
  "mask_w": 264,
  "mask_h": 264
},
{
  "label": "built area",
  "instance_id": "2783aa9c",
  "mask_svg": "<svg viewBox=\"0 0 264 264\" xmlns=\"http://www.w3.org/2000/svg\"><path fill=\"white\" fill-rule=\"evenodd\" d=\"M110 1L112 4L116 5V7L118 9L120 8L118 0H110ZM210 1H212V0H210ZM211 6L212 7L210 8V11L212 9L216 8V0H214V4L212 3ZM210 11H209V8H208V11L205 10L206 16L210 14ZM99 20L102 21L103 19L99 18ZM114 24L112 26H114ZM197 37H199V36H197ZM168 43H169V41L161 42L158 46H156V49L154 48V50H158ZM131 65H132V62L127 63L124 67H130ZM263 70H264V64H263ZM258 99H260V97ZM67 101H68L67 99L66 100L62 99V100H58V101L54 100L53 104H54V107L63 108L66 105V103H68ZM225 113L228 117L232 116L227 108L225 109ZM235 114L244 115L242 112H238V113L234 112L233 115H235ZM5 132L6 131H4L0 135V138L6 134ZM59 136H61V134H59ZM28 142L29 141L26 140L23 144V147L28 145ZM57 163L58 162L56 159H53V160L52 159H49V160L45 159V160H43L42 158H38L39 168L46 167L47 169H49L50 173L48 174V176H49L51 181L53 180V183L55 181V177H54L55 175H56V178L62 176L61 172L59 171V165H61V164H59V163L57 164ZM48 164H53V166H47ZM75 167H78V166L75 165ZM20 169H23V168L21 167ZM74 169H76V168H74ZM37 182L38 181H34L32 183L34 185V183H37ZM46 182H47V179H46ZM13 189L14 188L11 185H9L7 188L1 189V192H2V194L7 195V194H10L13 191ZM50 191H52V190L48 186L44 190V192H47L46 194H48ZM35 192H36L35 188H31V187L26 191L27 196H29L31 198V201H32V203L28 206V208H30V209L39 207V206H35V202L38 200V197H37V195H35ZM60 198L63 199L62 202H61ZM43 199H44L43 202L47 208H50L53 205V203L57 207L58 206L63 207V202H65V198H63L61 196H56V195H53V196L50 195L49 197L45 195ZM25 203H26V200L20 199L15 206H12V205L6 206L5 209L0 213V221H1L0 223L6 224L10 228L19 226L21 230H24V224L26 223L27 220L22 219V216H21L22 212L19 210L25 206ZM48 203H50V204L48 205ZM58 203H60V204H58ZM0 204H1V202H0ZM262 204H264V198H263V200H261V199L258 200L257 198L254 199L253 197H251L245 206L249 209L251 208V210L253 212H255V211L259 210V207ZM234 212H235V209H233L231 206H228L225 209L216 210L209 216L208 221H209L210 225L222 226L225 222H227L229 220V218H231V216H233ZM225 218H227V221H224ZM257 241H261V239L258 238Z\"/></svg>",
  "mask_w": 264,
  "mask_h": 264
},
{
  "label": "clouds",
  "instance_id": "9594fccd",
  "mask_svg": "<svg viewBox=\"0 0 264 264\" xmlns=\"http://www.w3.org/2000/svg\"><path fill=\"white\" fill-rule=\"evenodd\" d=\"M109 2H110V6L108 5V13L106 14V13H101L102 15H103V17H105L106 18V21L105 22H103V25L104 26H109V29H111V28H113V24H114V22H116V21H122V22H126V21H129L130 23L133 21V18H132V13H130V16L131 17H129V18H127V15H125L124 14V12H123V10H122V7H121V3H120V0H118V3H119V6H120V8L118 9L117 7H116V5H114V4H112L111 3V1L109 0ZM216 8H217V3H216ZM215 8V9H216ZM215 9H212V10H215ZM105 12V11H104ZM222 12H224V9H222V10H220L219 12H217V13H214V14H212V12H210V14L209 15H205L207 18L208 17H212V20L213 19H215L217 16H219V14H222ZM101 14L99 15V16H97V21L99 20V18H102V16H101ZM216 15V16H215ZM209 20H211L210 18H208ZM114 22H113V21ZM100 24H102V22L100 21L99 22ZM105 23V24H104ZM132 25H133V23H131ZM134 27L132 26L130 29H133ZM203 31H205V30H203ZM199 37H200V35H199ZM202 37V36H201ZM171 43V42H170ZM170 43H168V44H170ZM168 44H166V45H168ZM166 45H164V46H166ZM163 46V47H164ZM130 62H132L131 60L130 61H128L127 63H130ZM126 63V64H127ZM125 64V65H126ZM132 65H133V62H132ZM131 65V66H132ZM131 66L130 67H126V68H131ZM226 85H228V84H226ZM226 85H224L223 87H225ZM230 86V85H229ZM222 87V88H223ZM222 88H220V89H218V90H221ZM218 90H215L214 92H212V93H216V91H218ZM235 90V93H236V95L237 94H239V91L241 90H243L241 87L239 88H235L234 89ZM257 94H259L258 96L260 97V95L262 96H264V92L262 93V92H258ZM236 95H219V94H216L215 95V100L217 101V105H218V103H219V98H222L223 96L225 97V101L222 103V105L220 106V107H222L224 104H226V107L223 109V112H224V110L227 108H230V107H232V111H234L235 113H238V112H240L239 111V109L237 108V105L240 103V101L241 102H243L244 100H246V98L244 97H242L240 94V97H238V96H236ZM64 99V98H63ZM62 100V99H61ZM255 100V99H254ZM78 104H81V102H77ZM75 101H72V102H68V103H66V105L64 106V107H67V108H69V107H71V108H73L74 109V111L75 112H77L79 109H77V106H78V104H77ZM84 105H86V104H81V106L80 107H83ZM232 105V106H231ZM126 107H130V105H127V106H125V107H123V108H126ZM80 109H82V108H80ZM35 110H38V109H32V110H29L28 112H26V114H24V115H21V116H19L18 117V119L19 118H21L20 119V121H23L22 122V125L21 126H18V127H16V129L13 131V132H11V131H9L8 133H6L5 135H3L1 138H0V140H1V142L3 141V140H7L8 141V144L11 142V141H13L14 139H16V137H22L24 134H26V132H27V138H28V140H29V142H28V145H26L25 147H22V148H28L30 145H31V143L33 142V141H35V142H37V141H40V139L39 138H37V133H36V136H34V138H32L31 136H30V131H31V126L30 125H32V124H34L35 123V120H30V117L28 116V114L30 113V112H32V111H35ZM72 112H73V110H72ZM223 112H222V115H223V117L224 118H226V119H232V120H252L251 119V117H249V118H246V116L244 117V118H242L243 117V115H238V114H235V115H233V116H231V117H228V116H224V114H223ZM243 113V112H242ZM2 116H4V115H2ZM0 121H3L1 118H0ZM66 121V120H65ZM64 121V122H65ZM18 125V120L15 122V124H13L11 127H9V128H7V129H10V128H12V127H14V126H17ZM7 131V130H6ZM40 132H45V130H39ZM3 133V132H2ZM21 135V136H20ZM197 135V133L196 132H194L193 133V136H196ZM10 138V139H9ZM200 141H204V139L202 138L201 140H199V142ZM223 141V140H222ZM195 143H197V139H196V141H194ZM198 142V143H199ZM229 142V141H228ZM22 143V142H21ZM3 149V148H2ZM1 149V150H2ZM0 150V151H1ZM145 165V164H144ZM83 166V165H82ZM110 166H112V163L110 164ZM135 166H142V167H140L139 169H142L143 167H148V165H146V166H143V165H135ZM22 168H24L23 166H21ZM132 167H134V166H132ZM136 168H133L132 170H135ZM25 171H27V169L25 170V169H19V170H16V171H13V172H11V173H21L20 174V177H21V175H23V173L25 172ZM6 174L7 173H5V174H3V175H0V179H1V184H2V187H0V189H3V188H7L9 185H7L8 183H10L11 181H8V179L6 180L5 179V176H6ZM19 176L17 175V177H16V180L17 179H19L18 178ZM21 179V178H20ZM31 182V181H30ZM26 183H28V182H26ZM25 184V183H24ZM12 186V185H11ZM13 187V186H12ZM14 188V187H13ZM20 188V187H19ZM14 189H16V188H14ZM14 189H13V191H14ZM0 192H1V190H0ZM1 194H2V192H1ZM2 195H4V194H2ZM21 199V198H20ZM19 199V200H20ZM18 200V201H19ZM17 204V203H16ZM16 204H13L12 206H15ZM20 211V210H19ZM25 215V216H24ZM21 216H22V219H26L27 221H26V223L27 222H29V219H30V213L29 212H24V213H22L21 214ZM256 242H261V241H256ZM186 244H184L183 243V246H185ZM189 250H192L190 247L188 248ZM157 257V256H156ZM145 261V260H144ZM143 261V262H144ZM142 262V263H143ZM37 264H43V263H37Z\"/></svg>",
  "mask_w": 264,
  "mask_h": 264
},
{
  "label": "water",
  "instance_id": "95a60500",
  "mask_svg": "<svg viewBox=\"0 0 264 264\" xmlns=\"http://www.w3.org/2000/svg\"><path fill=\"white\" fill-rule=\"evenodd\" d=\"M28 175H29V174H27L22 180H19V181L15 182V183L13 184V186H14V187H21L24 183H26V182H30L31 179L29 178Z\"/></svg>",
  "mask_w": 264,
  "mask_h": 264
}]
</instances>
